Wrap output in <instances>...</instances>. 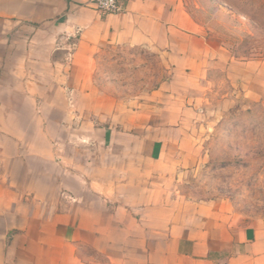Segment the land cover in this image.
Here are the masks:
<instances>
[{"label":"crops","instance_id":"crops-1","mask_svg":"<svg viewBox=\"0 0 264 264\" xmlns=\"http://www.w3.org/2000/svg\"><path fill=\"white\" fill-rule=\"evenodd\" d=\"M203 48L180 0H128L116 13L0 0V264H264V227L229 223L208 200L162 211L150 190L141 211L122 201L192 110ZM138 49L164 55L167 79L135 108L112 103L102 127L82 125L97 118L102 54Z\"/></svg>","mask_w":264,"mask_h":264},{"label":"rangeland","instance_id":"rangeland-1","mask_svg":"<svg viewBox=\"0 0 264 264\" xmlns=\"http://www.w3.org/2000/svg\"><path fill=\"white\" fill-rule=\"evenodd\" d=\"M180 2L212 49L203 48L199 76L189 88L193 108L179 123L171 149L145 163L147 176L130 183V196L122 201L141 211L154 190L162 211L175 200H208L229 223L264 227V0ZM163 56L143 49L104 52L94 70L97 109L90 115L97 118H82V125L89 120L94 127L105 125L112 103L135 108L137 99L167 79L170 65ZM88 102L83 98L82 107ZM102 146L98 157L105 153ZM134 190H141L140 198ZM141 214L146 220L147 211L136 218Z\"/></svg>","mask_w":264,"mask_h":264},{"label":"built area","instance_id":"built-area-1","mask_svg":"<svg viewBox=\"0 0 264 264\" xmlns=\"http://www.w3.org/2000/svg\"><path fill=\"white\" fill-rule=\"evenodd\" d=\"M128 0H87L88 5L100 13H116Z\"/></svg>","mask_w":264,"mask_h":264}]
</instances>
